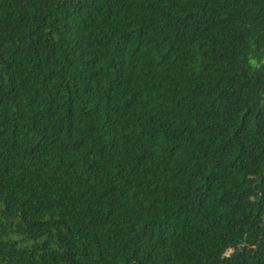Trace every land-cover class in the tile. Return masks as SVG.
<instances>
[{
    "label": "trees",
    "instance_id": "trees-1",
    "mask_svg": "<svg viewBox=\"0 0 264 264\" xmlns=\"http://www.w3.org/2000/svg\"><path fill=\"white\" fill-rule=\"evenodd\" d=\"M0 264H264V0H0Z\"/></svg>",
    "mask_w": 264,
    "mask_h": 264
}]
</instances>
